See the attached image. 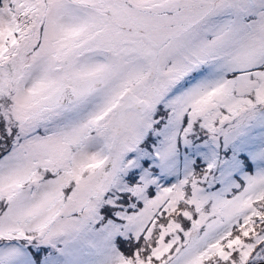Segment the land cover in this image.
<instances>
[{"label": "snow or ice", "instance_id": "6c2138e0", "mask_svg": "<svg viewBox=\"0 0 264 264\" xmlns=\"http://www.w3.org/2000/svg\"><path fill=\"white\" fill-rule=\"evenodd\" d=\"M0 264H264V0H0Z\"/></svg>", "mask_w": 264, "mask_h": 264}]
</instances>
